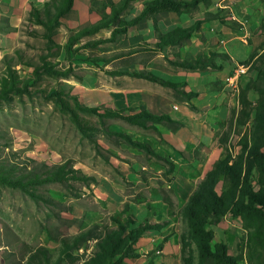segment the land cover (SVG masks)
Masks as SVG:
<instances>
[{
  "label": "rangeland",
  "instance_id": "rangeland-1",
  "mask_svg": "<svg viewBox=\"0 0 264 264\" xmlns=\"http://www.w3.org/2000/svg\"><path fill=\"white\" fill-rule=\"evenodd\" d=\"M46 1L0 0V77L10 67L17 78L32 80L28 62L37 63L39 55L46 50L43 29L34 24L29 11L32 6L41 8ZM92 9L99 10L100 5ZM66 16L67 23L60 24L53 34L54 42L61 46L59 53L48 59L59 68H70L71 72L64 78L44 75L30 87V95H14L0 101V162L15 163L19 168L38 162L49 165L67 162L89 179L86 182L70 180L67 185L53 182L38 186V198L0 184V264H26L30 254L41 247L55 260L62 238H70L94 225L98 232L114 229V220L125 218V205L138 224L146 221L158 227L148 229L133 245L132 251L139 257L126 258L123 264H185L181 255L182 240L185 238L187 242L186 224L179 211L201 180L202 169L198 166L205 153L204 146L209 149L226 132L225 150L220 147L219 152L228 150L236 155L248 138L249 125L236 130L229 118L215 135L185 141V125L192 127L201 121V125L207 124V119L197 112L192 124L184 118L186 123L181 126L180 122L175 130L160 125V134L120 119L105 120L104 126L109 130L129 134L134 140L146 143L153 152L147 153L116 136H106L95 115L80 114L98 129L90 137L82 136L70 115L54 103L56 91L71 90L85 106L122 108L140 101L142 92L167 89L130 75L142 70L133 63L148 55L132 56V62L122 58L121 34L114 41L97 46L90 42L108 38V31L83 37L72 46L67 57L64 45L79 24L68 19L70 15ZM153 63L155 67L170 65L160 58H155ZM249 69L248 66L246 73ZM249 78L245 76L244 82ZM175 94L179 93L175 91ZM177 111L183 114L179 104ZM168 162L172 163L170 172ZM216 188L222 194L221 183ZM209 227L214 231L212 243H225L231 255L239 256L243 252L246 232L239 218L224 214L219 223ZM94 242L90 240L78 250L76 264L93 250ZM183 254H190L192 264H196V250L191 242ZM42 259L43 255L35 260ZM239 263L248 264L243 254Z\"/></svg>",
  "mask_w": 264,
  "mask_h": 264
},
{
  "label": "trees",
  "instance_id": "trees-1",
  "mask_svg": "<svg viewBox=\"0 0 264 264\" xmlns=\"http://www.w3.org/2000/svg\"><path fill=\"white\" fill-rule=\"evenodd\" d=\"M131 1L134 0H89L92 7L100 5L98 11L101 13V18L67 37L64 45L66 56H69L72 46L77 41L83 37L92 36L101 29L111 28L110 36L105 39H94L90 42L91 45L97 46L106 41H114L118 35L125 33L129 26L137 23L146 14L162 10L180 12L208 0H151L143 4L142 12L137 17L124 21L121 14ZM73 3L74 0H48L41 8L31 7L29 17L34 24L43 29L46 53L39 55L37 63L28 62L32 68V80H21L15 76L10 67L7 68L8 72L0 77V101L8 100L14 95H30V87L44 75L64 78L71 72L70 68L57 67L48 57L59 53L61 46L54 42L53 34L60 25L61 18L71 10ZM105 8H109L108 13L104 11ZM198 25L199 22H195L188 28L176 29L165 35L159 34V42L155 45V49L166 44L179 43L188 38ZM136 49L138 48H132V51ZM16 53L19 54L18 51ZM251 59L252 57L241 65L249 66L254 76L247 79L243 86L238 87V109L230 114L236 130L249 125L248 138L240 146L238 154H230L228 150L220 153L179 211L186 224L187 242L185 238L182 240L181 255L185 264H192L193 261L190 254L187 256L183 254L186 245L190 242L195 246L196 264H240L242 254L248 264H264V56ZM172 64L186 69L209 65L197 60L194 62L182 60ZM130 75L169 87L177 91L186 101L194 95L193 92L177 90L179 84L163 80L150 72H132ZM249 91L256 93L253 100L249 99ZM53 97L59 110L70 115L82 136L90 137L92 133L98 131L80 116V114H93L102 123V130L106 136H116L147 153L153 152L146 143L134 140L129 134L109 130L104 126L105 120L120 119L129 125L152 129L158 134L160 131L157 125H164L173 130L176 128L174 120L169 115L154 114L141 106L123 108H110L103 105L85 106L71 94V90H58ZM227 135L228 133L223 132L218 139L219 147L223 150H225ZM29 161L32 162V160ZM168 164V172H170L172 163L168 162ZM19 167L15 163L0 162V184L20 189L33 198L40 196L37 192L38 186L53 182L67 185L70 180L86 182L89 179L67 162L52 165L38 162L29 167ZM219 183L223 187L222 194L218 193L216 188ZM123 211L125 218L123 221L114 220L116 222L114 229L98 232L94 225L70 238H62L57 259L51 260L47 250L41 247L30 254L26 264H76L79 260L78 250L90 240L95 241L94 248L79 264H123L126 258L139 257L137 252L132 251L133 245L143 233L158 225H151L146 221V223L138 224L130 213L128 205L124 206ZM224 214L239 218L246 232L243 252L239 256L231 255L223 242L212 243L214 231L209 226L219 223ZM41 255H43V261L37 262L38 259H35L41 258Z\"/></svg>",
  "mask_w": 264,
  "mask_h": 264
},
{
  "label": "crops",
  "instance_id": "crops-1",
  "mask_svg": "<svg viewBox=\"0 0 264 264\" xmlns=\"http://www.w3.org/2000/svg\"><path fill=\"white\" fill-rule=\"evenodd\" d=\"M148 1L151 0L131 1L121 14L122 20L130 21L137 17L142 12L143 4ZM104 11L108 13L109 8H105ZM66 15H70L68 19L76 21V25L79 24L77 30L101 18L100 11L92 9L89 0H74L71 10L61 18V25L66 22L64 20ZM195 22H199V25L188 38L155 49L159 42V34L165 35L176 29L188 28ZM101 30L108 31L110 36L111 28ZM121 35L124 48L122 58L127 57L129 62H132V56L148 55L143 60L137 59L133 63L138 69H142L139 72H150L163 80L179 84L177 90L194 93L186 101L179 94L176 95L171 88L162 86L167 91L162 89L142 92L140 101L123 107L141 106L154 114H167L174 120L176 128L180 122L181 126L186 123L184 118L189 119V124H192V119H196L198 115L201 118L205 117L206 125H201L203 123L201 121L198 125L192 127L185 125L184 128L187 132L183 137L185 141H191V138L196 137L202 140L223 129L222 123L230 118L233 110L237 111L238 87L244 85L245 76L253 77L254 72L249 69L248 73L237 78L236 88L227 85L225 78L233 74L237 64L245 62L250 57L253 60L264 56V0H208L180 12L157 11L146 14ZM132 48L138 49L133 52ZM164 57L165 59H162ZM155 58L165 60L170 64L169 67H155L153 63ZM182 60L189 62L197 60L209 65L186 69L172 64ZM248 95L250 100L255 98L252 91H249ZM178 104L183 108V114L177 111ZM159 126L157 125L158 130ZM218 138L209 149L204 146L205 153L198 166L202 169V177L220 156Z\"/></svg>",
  "mask_w": 264,
  "mask_h": 264
},
{
  "label": "built area",
  "instance_id": "built-area-1",
  "mask_svg": "<svg viewBox=\"0 0 264 264\" xmlns=\"http://www.w3.org/2000/svg\"><path fill=\"white\" fill-rule=\"evenodd\" d=\"M247 70H241V63L237 64L233 74L227 76L225 78V81L227 83V85L236 88V82H237V78H239L241 75H244V73H246Z\"/></svg>",
  "mask_w": 264,
  "mask_h": 264
},
{
  "label": "bare ground",
  "instance_id": "bare-ground-1",
  "mask_svg": "<svg viewBox=\"0 0 264 264\" xmlns=\"http://www.w3.org/2000/svg\"><path fill=\"white\" fill-rule=\"evenodd\" d=\"M248 67L247 66H241V70H247Z\"/></svg>",
  "mask_w": 264,
  "mask_h": 264
}]
</instances>
